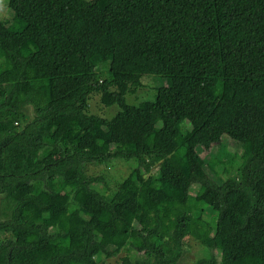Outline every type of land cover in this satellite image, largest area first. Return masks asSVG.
I'll return each mask as SVG.
<instances>
[{"label": "trees", "instance_id": "obj_1", "mask_svg": "<svg viewBox=\"0 0 264 264\" xmlns=\"http://www.w3.org/2000/svg\"><path fill=\"white\" fill-rule=\"evenodd\" d=\"M12 1L0 232L14 240L0 264H100L123 249L143 258L122 264H177L187 237L215 253L196 264H264V0ZM146 76L166 86L128 104ZM94 93L120 112L88 115ZM223 141L242 157L219 184L208 157ZM234 158L218 162L227 175ZM112 159L137 167L108 198L85 169Z\"/></svg>", "mask_w": 264, "mask_h": 264}, {"label": "rangeland", "instance_id": "obj_2", "mask_svg": "<svg viewBox=\"0 0 264 264\" xmlns=\"http://www.w3.org/2000/svg\"><path fill=\"white\" fill-rule=\"evenodd\" d=\"M16 10V3L12 0H0V20L7 22L9 25L12 23L14 13ZM101 80L105 79V76L100 74ZM150 79V80H149ZM129 81L132 78L128 79ZM143 88L138 89L134 94L127 95V102L131 105H138L143 101H154L157 89L166 86V81L163 78L155 77L151 80L150 77L146 76L142 79ZM120 112V108L117 105H110L108 101V94L106 93H94L90 96L88 101V108L86 113L88 115H97L103 118L112 119L117 113ZM238 144L232 148L228 141H223L221 144L216 145L214 153L208 157V162H216L214 169H210V176L215 179L219 184L222 181H226L227 178H233L237 175V170L240 166L242 151L239 149ZM203 154V151L200 150ZM38 156V153L35 154ZM234 156L233 166H228L230 174L227 175L223 172V167L218 162L229 161ZM223 164V163H222ZM137 167L135 161L126 160H109L107 163H92L86 166L85 172L89 177H102L104 182L93 185V188L108 198L112 197L118 190L121 184L128 178L131 172ZM201 188L199 185H193L190 194L197 196ZM235 195H240L235 193ZM231 194L230 197H233ZM207 213L211 214V209L208 206H204ZM150 225V221L145 219L136 226L140 229H145ZM11 234L0 232V243L5 239L10 238ZM182 257L177 260V264H196L201 259L213 258L215 253L208 248L206 245L201 244L199 241L192 237L185 239ZM52 254V253H50ZM130 257L133 261L142 259L143 255L135 249H123L118 252L112 258L103 257V261L100 264H122L125 257ZM217 258V257H216ZM219 258V256H218Z\"/></svg>", "mask_w": 264, "mask_h": 264}, {"label": "water", "instance_id": "obj_3", "mask_svg": "<svg viewBox=\"0 0 264 264\" xmlns=\"http://www.w3.org/2000/svg\"><path fill=\"white\" fill-rule=\"evenodd\" d=\"M29 123H31V122H33V121H35V119H36V115H35V112H34V108L31 106L30 107V113H29Z\"/></svg>", "mask_w": 264, "mask_h": 264}, {"label": "flooded vegetation", "instance_id": "obj_4", "mask_svg": "<svg viewBox=\"0 0 264 264\" xmlns=\"http://www.w3.org/2000/svg\"><path fill=\"white\" fill-rule=\"evenodd\" d=\"M1 147H3V145H1L0 144V150H1ZM13 238V236H10V238H8V239H5L3 242H1V243H5V242H7V241H9V240H14V239H12ZM0 243V244H1Z\"/></svg>", "mask_w": 264, "mask_h": 264}]
</instances>
